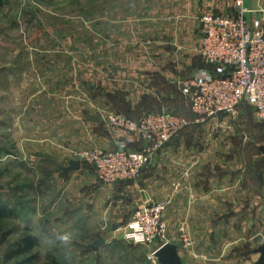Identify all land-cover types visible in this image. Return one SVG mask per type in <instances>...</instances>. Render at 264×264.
I'll use <instances>...</instances> for the list:
<instances>
[{"label": "rangeland", "instance_id": "374dc122", "mask_svg": "<svg viewBox=\"0 0 264 264\" xmlns=\"http://www.w3.org/2000/svg\"><path fill=\"white\" fill-rule=\"evenodd\" d=\"M171 3L172 0L0 1V205L13 209L10 217L0 221V262L17 264L21 259L5 261L6 252L13 248L25 230H30L35 235V227H38L42 240L37 248L40 258L32 264H155L149 256L150 248L122 241L123 230L119 231L118 227H125V223L129 222L139 206H132V201L128 202L131 209L129 218L125 222L117 219L114 212L119 211V194L112 192L113 186H76L75 193L79 195L69 196L68 191L63 194L66 186L62 189L59 186H34L33 182L30 193L21 192L20 186H25L20 170L25 159L23 157L37 153L34 151L36 146H40L43 151L45 167L54 166L53 170L60 176L61 185L67 183L65 177H61L63 173L59 166L55 164V155H51V142L47 141L49 138H36L41 126H36L33 117L27 120L21 116L25 113L34 116L36 103L42 105V109H50L54 103V110L63 107L66 110L68 91L82 99L91 89H98L102 79L113 78L118 73L125 72L126 76L137 77L149 67L165 73L166 69L162 68V64L141 59V56H152L158 49L179 51V48H164V45L173 43L175 38L174 33L170 37L166 31L170 25L174 30L183 17L179 8H171ZM165 5L168 7L165 8ZM153 10L156 14L149 13ZM174 13L176 18L170 19V14ZM149 28L154 30L147 34ZM160 38L167 40L164 45H159L158 40L149 44L147 42ZM122 41H127L128 44L123 45ZM198 45L194 48L195 57L190 66L186 63H173L171 66L174 67V72L175 68L186 70L195 66L198 70L202 67V59L196 51ZM127 54L134 57L125 59L123 56ZM165 89L174 93L178 91L180 105L171 112L183 115L189 122L183 131L188 129L186 136L189 142L183 147V152L187 153L185 162L200 174L205 171V176L201 175L197 178L200 180L192 185L205 187L204 192H178L175 189L169 194L164 193V186H151L148 191L156 202L179 200L189 204L182 211L177 210L182 215L180 219L174 215L173 208L165 209L164 219L168 225L170 243L180 248L185 264H256L260 255L254 254L253 250L264 243V194H259L258 188L253 186L261 184L252 183L251 197L257 195V205L253 203L248 214L250 205L245 204V200L250 197L245 194L243 198V194L237 192L235 200L240 208H237V204L233 206L235 208L227 206L224 201L229 199L231 202L232 196L228 198L222 191L219 193L211 190L213 186H218L212 184L211 175L230 169L227 164H234L229 159L230 154L238 153L240 146L246 148L250 144L246 154L253 158V167H264L259 161L258 148L254 144L264 138L263 127L258 123L253 108L245 104L238 107L235 115L223 114L198 120L182 98L177 84L169 82ZM52 92L60 94L59 103L46 102ZM91 107L93 110L97 109L93 105ZM154 112L159 111L147 113ZM58 113L64 114L61 111ZM81 117L84 118L82 115ZM213 119L220 122L212 124ZM42 120L49 122L46 118ZM201 123H204V128L199 127ZM26 130L29 131L27 135ZM217 132L223 136L216 135ZM81 138V130L77 129V141H83ZM235 138L241 141L236 143ZM192 151L195 152V157L191 156ZM217 155L221 157L219 163L224 165L223 168L217 166ZM82 166L94 171L87 164ZM94 173L96 175L95 171ZM233 185L243 186V181L239 179ZM82 191L90 194L94 202L85 214L81 209L78 213L77 209L69 207V203L83 200ZM57 192L63 195L62 207L52 206L51 200L54 197L60 199ZM100 192H107L106 205L98 206L97 201L103 196ZM129 196H125L126 201ZM33 200H43L42 208L37 209V213L41 214L39 224L34 222L35 214L30 216L31 210L27 206L33 204ZM250 200L254 202V199ZM243 202L245 208L242 209ZM258 202L262 204L261 209ZM197 212L201 213L199 219H192ZM249 218H252L253 223H244ZM53 229L73 232V239L68 245L76 247L73 250L70 248V252H75L74 254L68 256L66 246L59 242L48 243ZM109 236L113 240L107 245L97 250L91 248L96 239L107 237L110 240ZM62 246L64 249L58 250ZM53 253L59 255L54 256Z\"/></svg>", "mask_w": 264, "mask_h": 264}, {"label": "crops", "instance_id": "0c3cea01", "mask_svg": "<svg viewBox=\"0 0 264 264\" xmlns=\"http://www.w3.org/2000/svg\"><path fill=\"white\" fill-rule=\"evenodd\" d=\"M170 5L174 10H178L177 8H179L181 11V15H183V17H181L180 19L181 22L176 24L174 30L172 28V25H170V27L166 31L170 37H172L173 33L175 34L174 42L170 45H164L163 43H166L165 41L167 40L163 38L152 39V41L148 40L147 42L149 44L158 40L159 45H164V48H179V51H173L172 49H158L157 53L153 52L152 56H141V59L150 62L153 61V63L162 64V68L166 69L165 73L161 70L160 72H158L154 67L147 68L145 73L139 74L137 77L126 76L125 72H122L123 74L118 73L117 76L113 78L107 77L105 79H102L99 83V88L91 89L90 92H87V94L84 95V98L82 99L75 93L68 91L66 97V110L65 107H63L62 109L54 110V103L51 104L50 109H47L46 107L42 109L40 108L42 105L36 103V112L34 116H28L27 113L21 116L23 119L27 120L33 117L35 119L36 126H41V131H37V134L36 132L34 134H36V138H41V140L49 138V140L47 141L51 142V155L52 157L53 155H55V164L59 166V170L63 173L61 177H65V181H67L65 185H61L60 176L56 171L53 170L54 166L48 168L45 167L44 162H46V158L43 156L41 147L36 146L34 147V151L37 153H30L29 155L23 157L25 159L20 170L21 176L25 177L22 178V181H25V186H20L21 192H26L27 194L30 193L33 189L34 184V186H59L60 189H62L63 186H66L63 189V191H65L63 192V194L68 191L69 196H75L79 195L75 193L76 186H113L114 190L112 192L119 194L117 205L119 211H115L114 215H117V219L122 220L123 222H125V220L129 218L128 214L130 213L131 209H129L130 206L128 205V202L132 201V206L136 204L135 206L140 207L145 203L153 201L148 193L151 186H164V193L169 194H172L175 189L178 192H204L205 187L192 185L196 183V180H200L197 178L201 177V175L205 176V171L201 172L200 174L197 170L194 169V167H188L187 162H185L187 153L183 152V147L189 142L188 137L186 136L188 135V129L183 132L186 128L181 131L183 132L182 134H180V132L169 142V144L164 147V149L160 153L157 154L153 162L142 171L139 178L135 181H125L118 182L112 185H106L100 183L97 180L98 178H96V175L92 169L91 172L87 168H83V166L75 171H63V168L69 166L72 160H78L75 157V152L82 148L99 146L100 148L106 150L114 147H124L131 150L142 149L145 144L138 135L120 129H109L103 121H89L86 118L87 114L90 113L99 115L97 109H114L123 112L130 117L139 118L142 115L146 114L148 111L171 112V110L178 109V105H180L181 101L180 99H177L180 96L178 94V91L176 90L174 93L172 91L166 90L165 88L169 84V82L177 84L176 82L178 80L191 77L197 72L195 66L188 67L186 70H178L177 68H175L174 72V67L171 66V64L186 63L188 64V66H190V64L193 62L195 57L194 48L200 43L203 35L200 17L208 12H214L222 16H232L238 13L234 0H172V3ZM245 6L248 10L245 15L247 20L262 19L264 17V0H246ZM166 7H168V5H165V8ZM149 13L156 14V11L153 10ZM164 14L168 15L166 13ZM170 15H172L170 19L176 18V13ZM153 30L154 28H149L147 30V34H149L150 31ZM122 44L126 45L128 44V42L122 41ZM123 57L129 60L134 56L127 54ZM165 64L167 65L165 66ZM185 71L187 72L186 74L184 73ZM158 76L159 78H157ZM49 95V100H46V102L55 101L56 103H59V93L52 92ZM89 103L90 105L92 104L93 106H95L97 109L93 110V107H91L92 105L90 106ZM59 111L64 112V114L59 115ZM81 115L84 116V118H82ZM25 116L27 117L24 118ZM44 118L48 119L49 122L45 123L44 120H42ZM219 122L220 121L213 119L211 123L217 125ZM201 124L202 125H199V127L204 128V123ZM77 129L81 130V140L83 141H77ZM25 134H29V131L25 132ZM216 135L223 136L219 134V132H217ZM21 138L25 139L26 137ZM262 140L259 139L258 142H255L254 144L258 148V157L260 159L259 161H261L262 165H264V138ZM240 141L241 139L235 138L236 143H239ZM232 143L233 142L231 141V144ZM250 146L251 144L246 148H244V146H240V148H238V153L230 154L229 159L231 161H234V164H232L231 162L227 164L230 165V169H223V172L211 175L212 184L218 185L213 186L211 190L217 191L219 193L222 191V193L227 194L228 198L232 196L233 199L231 200V202L229 201V199H227V201H224V204H226L227 206H236L237 202L235 200V194L237 192L240 194L242 193L243 198L245 194L250 197L248 200H245V204L248 203L250 205L249 207L247 204L248 214L250 213V208L252 207L253 203L254 205H257V195L254 196V198L251 197L252 183L259 182L261 186L253 187L258 188L257 192L259 194H264V167H253V158L246 154V151ZM191 156L195 157V152L192 151ZM216 159L218 162L217 166L223 168L224 165L219 163L221 159L220 155H217ZM237 164L239 165L237 166ZM239 179L243 181V186L233 185ZM104 189L105 187H103V190ZM59 192L57 193L58 196H60V199L59 197H54V199L51 200L52 206L54 207H62L61 199L63 195H60ZM83 193V200H81V202L69 203V207L77 209L78 213L81 212V209L85 214L86 210L88 211L90 210V208H92V204L94 202L92 201L90 194L85 191ZM100 194L103 196H101L97 201V203H99L98 206L106 205L107 192H100ZM126 195H130L129 198H127L128 201H126L125 199ZM169 197L172 198V195H170ZM250 199H254V202H252ZM139 201L141 203H138ZM32 202L33 204L27 205L31 210L30 216L33 217V214H35L34 222L39 224L38 222L41 214L37 213V209L42 208L41 206H43V200H33ZM165 202H168L165 209L173 208L174 215L179 219L182 218V215L180 213H177V210L182 211V209L186 205H188L189 207V204L182 203L179 200H175L174 202L172 200H165ZM221 204L224 205L223 202ZM245 204L244 202L242 203V209L245 208ZM259 204V208L261 209V202ZM237 208H240L238 204ZM9 209L11 211L13 210L12 208ZM200 214V212L195 213L192 216V219L198 220ZM259 215L261 216V213H259ZM199 222L197 224H199ZM247 222L253 223L252 218L244 220V223ZM125 224H127V222ZM187 224L189 223L187 222ZM116 226L117 225L115 224L114 227ZM30 227L32 228V226ZM124 228L125 227H118V230L121 231L124 230ZM37 229L38 227H35V235L42 244V240L40 239ZM121 237L122 241L127 242L124 239L123 235ZM194 237L197 240V237L195 235ZM103 238L106 241L104 245H107V243L113 240L112 237H110V240L107 239V237ZM70 248L72 250L76 249L75 246L70 247L69 245H67L66 251L68 254H66L68 256L75 253H71ZM63 249L64 247L62 246L58 250ZM178 249L182 260H184L183 253H181L179 247ZM255 250H253L254 254H256ZM53 255L58 256L59 254L53 253ZM1 263L5 264L4 261L0 262V264Z\"/></svg>", "mask_w": 264, "mask_h": 264}, {"label": "built area", "instance_id": "2783aa9c", "mask_svg": "<svg viewBox=\"0 0 264 264\" xmlns=\"http://www.w3.org/2000/svg\"><path fill=\"white\" fill-rule=\"evenodd\" d=\"M234 1L236 15L208 12L200 17L203 35L196 51L203 65L193 76L176 83L198 120L235 115L245 104L253 108L264 129V17L247 20L246 0ZM97 111L109 129L136 134L145 144L140 150L93 146L75 152L76 159L91 166L106 185L137 180L152 158L189 125L183 115L167 111L139 118L114 109ZM167 204H143L122 232L128 242L150 248L154 262L157 250L170 242L164 219Z\"/></svg>", "mask_w": 264, "mask_h": 264}, {"label": "water", "instance_id": "95a60500", "mask_svg": "<svg viewBox=\"0 0 264 264\" xmlns=\"http://www.w3.org/2000/svg\"><path fill=\"white\" fill-rule=\"evenodd\" d=\"M87 120L93 122H101L102 117L100 115L87 114ZM82 163L80 160H72L69 166L64 167V172H70L80 169ZM106 243L103 237L98 238L91 246V248L97 250ZM256 253L260 254V257L256 264H264V243L261 244L256 250ZM158 264H185L179 254V249L176 244L166 243L155 254Z\"/></svg>", "mask_w": 264, "mask_h": 264}, {"label": "trees", "instance_id": "16d2710c", "mask_svg": "<svg viewBox=\"0 0 264 264\" xmlns=\"http://www.w3.org/2000/svg\"><path fill=\"white\" fill-rule=\"evenodd\" d=\"M11 212L7 207L0 205V221L6 217H10ZM39 246L40 240L30 230H25L15 242L13 248L6 252L4 259L6 262L21 259L17 264H32L40 258L37 249Z\"/></svg>", "mask_w": 264, "mask_h": 264}, {"label": "clouds", "instance_id": "9594fccd", "mask_svg": "<svg viewBox=\"0 0 264 264\" xmlns=\"http://www.w3.org/2000/svg\"><path fill=\"white\" fill-rule=\"evenodd\" d=\"M73 235V232L70 230L56 231L53 229L51 230L50 236L48 237V243L55 244L59 242L60 244L67 246L71 243Z\"/></svg>", "mask_w": 264, "mask_h": 264}]
</instances>
